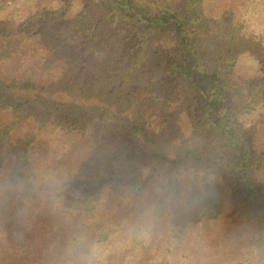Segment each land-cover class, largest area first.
Listing matches in <instances>:
<instances>
[{
    "label": "trees",
    "instance_id": "obj_1",
    "mask_svg": "<svg viewBox=\"0 0 264 264\" xmlns=\"http://www.w3.org/2000/svg\"><path fill=\"white\" fill-rule=\"evenodd\" d=\"M23 44L53 78L0 79V264H264V0H0Z\"/></svg>",
    "mask_w": 264,
    "mask_h": 264
},
{
    "label": "rangeland",
    "instance_id": "obj_2",
    "mask_svg": "<svg viewBox=\"0 0 264 264\" xmlns=\"http://www.w3.org/2000/svg\"><path fill=\"white\" fill-rule=\"evenodd\" d=\"M28 49L27 44H23L17 53L12 54L6 59H0V79L9 81L13 76H18L21 78L32 77L36 81H42V83H47L53 78L52 72H44L41 68V56L27 57L25 51ZM238 67L243 72V74L250 73L254 68V61L250 57H241L238 62ZM78 72L72 73L71 77H76ZM82 77L86 81H90L92 74L91 71L85 69L82 73ZM235 85L237 82L235 81ZM58 98H66V96L60 92L57 93ZM148 118L153 124V128H158V114L155 111H150L148 113ZM186 125V124H185ZM188 129V125L185 127ZM79 144L72 143L63 152L62 157H70L79 152ZM261 148V145H260ZM160 178L152 179L147 188V194L144 198L135 201V210L131 214V220L140 219L141 223L147 226V231L151 234L155 230V217H154V205L153 198L158 191V182ZM189 178H187V183ZM18 190L17 184H10L6 177L0 173V197L2 202H11L16 195ZM133 208V203L126 205V208L121 213H116L115 220H121L125 217V214L130 212ZM111 219V218H110ZM100 223H104L100 221Z\"/></svg>",
    "mask_w": 264,
    "mask_h": 264
},
{
    "label": "clouds",
    "instance_id": "obj_3",
    "mask_svg": "<svg viewBox=\"0 0 264 264\" xmlns=\"http://www.w3.org/2000/svg\"><path fill=\"white\" fill-rule=\"evenodd\" d=\"M100 261V246L98 244H91L88 251L83 255L79 264H99Z\"/></svg>",
    "mask_w": 264,
    "mask_h": 264
}]
</instances>
